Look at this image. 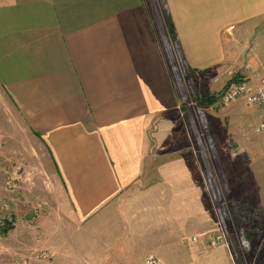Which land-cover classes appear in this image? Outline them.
<instances>
[{
  "label": "crops",
  "instance_id": "1",
  "mask_svg": "<svg viewBox=\"0 0 264 264\" xmlns=\"http://www.w3.org/2000/svg\"><path fill=\"white\" fill-rule=\"evenodd\" d=\"M158 2L0 0V79L59 178L49 256L33 264H145L150 255L220 264L232 258L225 239L212 245L227 228L223 215L240 229L258 219L264 230L258 108L236 100L206 110L200 155L156 148L182 135ZM161 2L181 61L207 88L233 78L262 85L264 0Z\"/></svg>",
  "mask_w": 264,
  "mask_h": 264
},
{
  "label": "rangeland",
  "instance_id": "2",
  "mask_svg": "<svg viewBox=\"0 0 264 264\" xmlns=\"http://www.w3.org/2000/svg\"><path fill=\"white\" fill-rule=\"evenodd\" d=\"M157 10L164 21L171 57L175 59L174 74L182 102L173 115L182 135L172 148H156L160 153L174 151L177 154H187L189 148H194L200 155V151L207 148L209 138L204 122L206 110L221 106L220 96L229 84L221 90L211 91L206 80L204 84L200 76L187 71L177 42L169 31L167 12L161 0ZM212 96H215V102H207ZM163 122L161 119L156 125H163ZM58 189V173L47 144L31 127L29 119L19 110L0 79V264H33L49 256L47 245L51 231L48 225L56 215ZM215 200L221 220L222 200ZM229 216L230 223L223 215L222 221L227 228L222 231L232 258L220 264H264L260 252L263 241L260 236L264 235V230L258 219L253 217L254 220L246 224L250 228L240 229L232 220L233 216ZM190 245V242L185 243V247ZM190 264L211 263L206 259Z\"/></svg>",
  "mask_w": 264,
  "mask_h": 264
},
{
  "label": "built area",
  "instance_id": "3",
  "mask_svg": "<svg viewBox=\"0 0 264 264\" xmlns=\"http://www.w3.org/2000/svg\"><path fill=\"white\" fill-rule=\"evenodd\" d=\"M240 80L230 83L220 96L222 107H229L233 101L242 100L248 106H253L259 110V122L256 125V132L264 134V82L262 85H255L249 80L239 78ZM224 233L218 235L213 244H224ZM16 264H25L18 262ZM145 264H167L160 258L150 255L146 258Z\"/></svg>",
  "mask_w": 264,
  "mask_h": 264
},
{
  "label": "trees",
  "instance_id": "4",
  "mask_svg": "<svg viewBox=\"0 0 264 264\" xmlns=\"http://www.w3.org/2000/svg\"><path fill=\"white\" fill-rule=\"evenodd\" d=\"M167 23L169 24V27H170V30L169 31H170V33L172 35L173 40L177 42V37L175 35V31H174V28H173V24H172V21H171L170 17L168 16V13H167ZM177 45H178V42H177ZM238 80H240V79L239 78H233V79H231L228 82V84H230L232 82H235V81H238ZM215 100H216L215 99V96H212V97H210V98L207 99V102L208 101L209 102H215Z\"/></svg>",
  "mask_w": 264,
  "mask_h": 264
}]
</instances>
